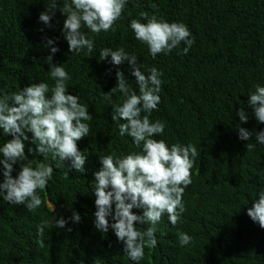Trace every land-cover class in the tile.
Segmentation results:
<instances>
[{"label":"trees","instance_id":"1","mask_svg":"<svg viewBox=\"0 0 264 264\" xmlns=\"http://www.w3.org/2000/svg\"><path fill=\"white\" fill-rule=\"evenodd\" d=\"M58 3L51 26H45L39 15L49 0H0V90L11 94L40 81L51 87L46 62L51 53L45 44L47 38L54 39L60 51L52 62L64 64L71 76L68 91L79 96L92 115L89 136L78 142L80 151L87 150L86 173L65 176L67 169L56 168L49 158L53 178L38 190L40 208L29 212L0 199V264H133L112 230L101 233L93 224L96 209L90 185L100 168L99 156L139 151L130 137L119 136L111 119L112 106L122 102V93L104 96L116 87L117 70L138 92L135 77L127 63L114 66L100 59L106 47L136 55L146 75L153 66L162 73L160 103L150 119L166 126L164 135L155 138L169 145L191 143L198 152L190 170L192 182L182 197L185 211L175 226L167 214L162 216L157 247H146L140 264H264V229L247 215L251 201L264 190V145L256 144L255 135L249 141L238 138L240 120L235 115L244 108L249 120L240 126L249 132L264 130L247 105L249 91L264 84V0H128L114 30L93 34L82 28L94 41L91 55L69 51L61 32L66 19L59 10L63 0ZM141 13L187 25L194 39L188 53L182 54V43L153 59L129 26ZM10 139L0 132V144ZM248 143L255 147L248 150ZM29 147L35 146L26 142V155ZM28 159L35 167L43 157ZM22 163L14 165V177ZM73 210L80 214V223L69 221L65 229L49 226L43 245L38 243L37 225L54 215L68 219ZM137 227L143 232L148 225ZM179 232L192 237L189 245L180 246Z\"/></svg>","mask_w":264,"mask_h":264},{"label":"clouds","instance_id":"2","mask_svg":"<svg viewBox=\"0 0 264 264\" xmlns=\"http://www.w3.org/2000/svg\"><path fill=\"white\" fill-rule=\"evenodd\" d=\"M128 0H63L60 12L66 17L61 29L62 35L73 55H91L94 41L82 28L93 34L114 30V23L121 17ZM58 0H49V7L39 15V21L45 26L50 22L58 8ZM144 20L146 22H141ZM130 28L134 37L147 46L153 59L158 54L179 49L183 43L182 54H187L194 44L191 33L183 22H168L162 17H148L141 13L140 19H131ZM42 31V30H41ZM54 39L47 38L45 47L51 55L46 57L48 72L54 84L46 82L30 83L11 94L0 90V132L11 139L0 144V199L14 205H23L29 212L41 207L43 200L38 190H44L53 178V165L46 163L51 159L58 169L86 173L87 150L80 151L78 142L89 136L92 119L88 107L80 103V97L68 91L67 81L71 79L65 67L52 62L53 56L60 51ZM100 59L119 66L127 63L130 74L135 77L138 92L134 90L128 78L120 70L116 71L117 85L108 99L116 92L123 95L121 103L112 106L111 119L119 131L120 137H130L139 151L116 156H99V170L93 173L94 180L90 188L95 196L94 227L101 233L112 230L115 237L123 244V252L133 264H140L145 258V248L157 247V225L162 216L167 214L168 221L175 226L185 211L182 202L184 190L191 184V169L198 156L197 148L173 143L169 145L163 136L165 124L161 120L152 121L150 115L158 110L162 73L153 66L147 75L141 70L143 65L136 55L129 54L122 47L113 50L106 47L100 50ZM247 105L258 123L264 124V84H255L254 91L247 95ZM143 113V115H142ZM240 124L238 138L249 141L255 135V142L264 145V130L256 133L241 127L249 120L244 108L236 111ZM31 133V136L28 134ZM26 142L28 155L41 156L43 159L33 167V160L25 153ZM248 150L254 144L246 145ZM23 161L15 177L14 165ZM68 162V166H66ZM258 199L251 201L247 215L264 229V190L257 194ZM114 206V207H113ZM133 209L142 210V214ZM80 223L81 216L72 211L68 219L54 215L50 221L37 225L38 243L43 245L45 229L49 226L65 229L66 225ZM137 224L148 225L143 232ZM71 232V228H67ZM181 247L191 243L192 237L185 232L178 233Z\"/></svg>","mask_w":264,"mask_h":264}]
</instances>
